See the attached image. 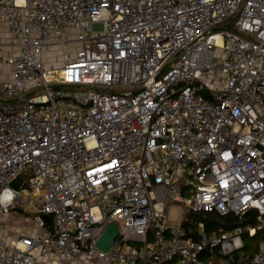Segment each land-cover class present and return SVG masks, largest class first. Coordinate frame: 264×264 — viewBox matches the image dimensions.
I'll return each instance as SVG.
<instances>
[{"label": "built area", "instance_id": "obj_1", "mask_svg": "<svg viewBox=\"0 0 264 264\" xmlns=\"http://www.w3.org/2000/svg\"><path fill=\"white\" fill-rule=\"evenodd\" d=\"M3 46L0 215L30 223L0 264H264L256 226H185L264 229V0H0Z\"/></svg>", "mask_w": 264, "mask_h": 264}, {"label": "trees", "instance_id": "obj_2", "mask_svg": "<svg viewBox=\"0 0 264 264\" xmlns=\"http://www.w3.org/2000/svg\"><path fill=\"white\" fill-rule=\"evenodd\" d=\"M189 221L185 223V226L189 224L195 225L194 222L202 221L204 231L206 234H213L218 230L229 232L236 227H255L256 230L252 235L248 233L243 234V238L245 241V250L253 252L256 248V245L264 240V229L257 227L256 221V213L253 210H249L245 212L240 218L233 215L227 214L221 216L217 213H207V214H200V215H190Z\"/></svg>", "mask_w": 264, "mask_h": 264}, {"label": "rangeland", "instance_id": "obj_3", "mask_svg": "<svg viewBox=\"0 0 264 264\" xmlns=\"http://www.w3.org/2000/svg\"><path fill=\"white\" fill-rule=\"evenodd\" d=\"M5 42H9L8 40H4ZM10 46H3L0 48V75L1 76H7L8 72H9V67H8V61L9 59L13 56V54L15 53V48H8ZM65 53H69V50H65ZM67 55V54H66ZM46 58L47 60H49V62H51V64L55 67H59L62 62H64L65 60L69 59V55L68 56H64V54L62 53V49H58L56 50L54 53H49L46 54ZM172 213L176 212L175 208H172ZM17 215L16 214H11V213H6L3 216L0 215V225L1 226H6L7 221L12 218V223L9 222V224L11 225V227L14 228H18L17 230H20V225H24L25 227L28 226V224L30 223V220L28 218H24V220H21L20 222H15L14 219H16ZM14 218V219H13ZM18 218V217H17ZM172 221H175L176 218L175 217H171ZM35 230V227H32L29 231L30 233H33V231ZM66 264H87V262H68Z\"/></svg>", "mask_w": 264, "mask_h": 264}, {"label": "water", "instance_id": "obj_4", "mask_svg": "<svg viewBox=\"0 0 264 264\" xmlns=\"http://www.w3.org/2000/svg\"><path fill=\"white\" fill-rule=\"evenodd\" d=\"M91 28L93 31L104 30V25L94 22L92 23ZM26 178H27L26 173L24 172L19 173L10 182V186L16 191H18L20 186L23 184ZM42 217H43V220H46L47 218L46 216H42ZM116 236H117V225L115 223L107 224L104 228L102 235L100 236V238L98 239L96 243V247L101 251H104V252L108 251ZM236 259H237V255L235 254L233 256V260L235 261Z\"/></svg>", "mask_w": 264, "mask_h": 264}, {"label": "crops", "instance_id": "obj_5", "mask_svg": "<svg viewBox=\"0 0 264 264\" xmlns=\"http://www.w3.org/2000/svg\"><path fill=\"white\" fill-rule=\"evenodd\" d=\"M21 221V220H20Z\"/></svg>", "mask_w": 264, "mask_h": 264}]
</instances>
